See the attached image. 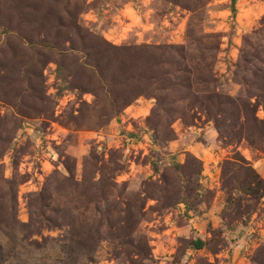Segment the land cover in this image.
I'll return each instance as SVG.
<instances>
[{
    "label": "rangeland",
    "instance_id": "obj_1",
    "mask_svg": "<svg viewBox=\"0 0 264 264\" xmlns=\"http://www.w3.org/2000/svg\"><path fill=\"white\" fill-rule=\"evenodd\" d=\"M231 8L0 0L4 264H264V0Z\"/></svg>",
    "mask_w": 264,
    "mask_h": 264
},
{
    "label": "trees",
    "instance_id": "obj_2",
    "mask_svg": "<svg viewBox=\"0 0 264 264\" xmlns=\"http://www.w3.org/2000/svg\"><path fill=\"white\" fill-rule=\"evenodd\" d=\"M232 1V8L231 10L233 12H235V3H236V0H231ZM2 219V218H1ZM0 223L2 224L0 226V230L3 231L4 233L10 235L12 237V239L14 238V236L12 234H14V232L16 231V228L13 224L9 223L8 222V218H6V216L4 217L3 215V219L0 220ZM204 245V241L202 239H198L196 242H195V248L196 249H200L202 248ZM1 248H0V264H4L6 261H7V254H4V253H1ZM89 253H93V251H89Z\"/></svg>",
    "mask_w": 264,
    "mask_h": 264
}]
</instances>
